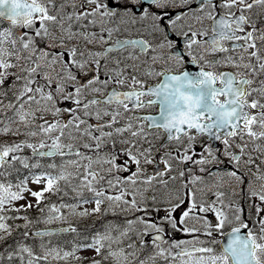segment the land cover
<instances>
[{
  "label": "snow or ice",
  "instance_id": "6c2138e0",
  "mask_svg": "<svg viewBox=\"0 0 264 264\" xmlns=\"http://www.w3.org/2000/svg\"><path fill=\"white\" fill-rule=\"evenodd\" d=\"M0 264H264V0H0Z\"/></svg>",
  "mask_w": 264,
  "mask_h": 264
}]
</instances>
